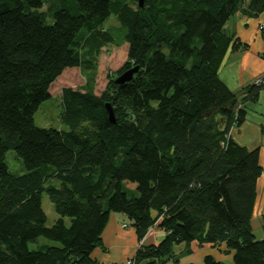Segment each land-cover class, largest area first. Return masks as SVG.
<instances>
[{
  "label": "trees",
  "instance_id": "obj_1",
  "mask_svg": "<svg viewBox=\"0 0 264 264\" xmlns=\"http://www.w3.org/2000/svg\"><path fill=\"white\" fill-rule=\"evenodd\" d=\"M263 12L264 0H0V264H98L90 255L110 213L123 214L138 240L154 226L164 232L158 245L138 246L133 264L177 262L173 247L192 242L224 244L233 264H264V213L263 238L251 228L259 150L230 135L264 81L234 93L218 77L229 48L248 50L226 23ZM111 14L120 42L103 27ZM125 43L127 59L100 95L90 84L62 90L67 130L35 126L66 68L93 69L103 47ZM134 67L130 81L114 83ZM9 150L24 173H9ZM42 192L58 215L49 227ZM38 238L57 245L29 250Z\"/></svg>",
  "mask_w": 264,
  "mask_h": 264
},
{
  "label": "crops",
  "instance_id": "obj_2",
  "mask_svg": "<svg viewBox=\"0 0 264 264\" xmlns=\"http://www.w3.org/2000/svg\"><path fill=\"white\" fill-rule=\"evenodd\" d=\"M261 24L264 30V12L257 18L250 19L236 15L225 25L228 33L234 34L241 43L248 45V50L243 52H232L229 48L218 69L219 79L234 93L240 92L244 86L253 83L255 79L264 77V42L259 31ZM262 94L264 90L260 96ZM251 107L248 108L244 123L239 128H233L230 135L237 144L248 149L258 148L259 150L262 174L256 186L254 216L251 219L253 230L255 227L261 229V215L264 213V133L260 128L264 125V114L258 113L256 109H250ZM163 237L164 232L154 226L141 240H138L134 229L123 214L110 213L102 231L101 245L95 248L90 256L98 264H126V261L134 257L139 244L155 246ZM224 249V244L216 247L208 244L198 246L195 242L187 246L183 243L177 244L173 247L177 262L169 261L166 264H204L203 260L206 256H211L221 264H233L232 253H225Z\"/></svg>",
  "mask_w": 264,
  "mask_h": 264
},
{
  "label": "rangeland",
  "instance_id": "obj_3",
  "mask_svg": "<svg viewBox=\"0 0 264 264\" xmlns=\"http://www.w3.org/2000/svg\"><path fill=\"white\" fill-rule=\"evenodd\" d=\"M46 7L47 6H44L42 10L45 11ZM55 8H59V5L57 4ZM46 23H53L52 15H49L46 18ZM103 27L105 29H109L113 33L116 42L121 41L124 28L121 27L115 15L111 14L110 17L104 22ZM126 55V43L122 44L121 46L108 45L99 51L93 69H86L82 67L66 68L62 74L57 77L56 80L50 85L48 90L50 97L44 100L34 113L33 122L35 126L39 128L67 130V127L62 123L61 119L63 110L60 96L62 90L70 88L72 90L83 91V89L87 88L88 84H90L93 93L97 96L100 95L106 87L109 78L115 75L125 63L127 59ZM250 109H256L258 113L264 114V94L259 97L256 104H252ZM5 162L10 174L19 175L24 173L23 163L19 158H17L14 151L9 150L5 153ZM48 184H52L57 188L60 187V183L56 179H51ZM124 189L128 193L136 196V192L134 190L127 188ZM41 207L46 217L45 225L49 227L55 222V220L58 218V215L56 214L53 205L44 192L41 194ZM253 227H255V223H253ZM252 231L256 239L262 238L263 232L260 228L255 227ZM42 245H57V243L44 238H38L36 241L28 242L27 248L29 250H35Z\"/></svg>",
  "mask_w": 264,
  "mask_h": 264
},
{
  "label": "water",
  "instance_id": "obj_4",
  "mask_svg": "<svg viewBox=\"0 0 264 264\" xmlns=\"http://www.w3.org/2000/svg\"><path fill=\"white\" fill-rule=\"evenodd\" d=\"M143 1L144 0H137L139 7L143 6ZM136 72H137V67L130 68V69L124 71L123 73H121L119 76H117L114 79V83L117 84V85H121L123 83H126V82H128V81H130L132 79V76ZM105 107H106V110H107V113H108L109 121L111 123H114L115 120H114L113 112H112V109H111L110 105L109 104H105Z\"/></svg>",
  "mask_w": 264,
  "mask_h": 264
},
{
  "label": "built area",
  "instance_id": "obj_5",
  "mask_svg": "<svg viewBox=\"0 0 264 264\" xmlns=\"http://www.w3.org/2000/svg\"><path fill=\"white\" fill-rule=\"evenodd\" d=\"M263 81H264V78H258V79L254 80V83H261ZM139 245H141V244H139ZM126 264H133V259L126 261Z\"/></svg>",
  "mask_w": 264,
  "mask_h": 264
}]
</instances>
